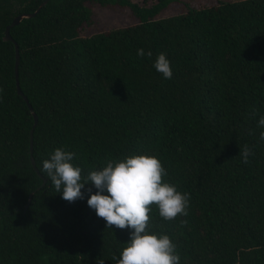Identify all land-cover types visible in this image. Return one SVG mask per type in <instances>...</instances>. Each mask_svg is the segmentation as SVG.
Listing matches in <instances>:
<instances>
[{
  "label": "trees",
  "instance_id": "obj_1",
  "mask_svg": "<svg viewBox=\"0 0 264 264\" xmlns=\"http://www.w3.org/2000/svg\"><path fill=\"white\" fill-rule=\"evenodd\" d=\"M44 1L0 0V264H117L126 247L130 229L108 228L87 192L69 202L41 172L55 148L75 152L84 176L109 160L158 156L163 179L190 193L186 216L166 220L155 204L149 213L180 264H264V0L162 19L178 0H48L10 28L33 127L15 45L3 38ZM93 6L128 9L137 23L83 36ZM161 52L171 79L153 67Z\"/></svg>",
  "mask_w": 264,
  "mask_h": 264
},
{
  "label": "clouds",
  "instance_id": "obj_2",
  "mask_svg": "<svg viewBox=\"0 0 264 264\" xmlns=\"http://www.w3.org/2000/svg\"><path fill=\"white\" fill-rule=\"evenodd\" d=\"M136 54L138 57L152 56L151 50L146 52L144 48H138ZM153 67L163 78H172L171 61L166 53L157 55ZM257 124L264 128V116H260ZM259 140L264 141V131L260 132ZM239 154L244 163L254 155L247 145ZM75 156L73 151L55 148L49 158L43 160L41 172L69 202L84 199L87 192V205L105 220L108 228L130 229L117 264H180V255L170 236L149 230L152 204L166 220L186 216L190 204V193L179 191L175 184L163 179L167 170L159 157L133 154L120 160H109L106 166L84 176L82 168L74 163Z\"/></svg>",
  "mask_w": 264,
  "mask_h": 264
},
{
  "label": "rangeland",
  "instance_id": "obj_3",
  "mask_svg": "<svg viewBox=\"0 0 264 264\" xmlns=\"http://www.w3.org/2000/svg\"><path fill=\"white\" fill-rule=\"evenodd\" d=\"M139 6L150 7L155 5L158 0H132ZM218 1H238V0H178V2L170 4L164 11L158 14L157 19H162L174 15L181 14L185 7L201 8L211 7ZM92 24L85 27L83 36H92L94 34L110 31L117 28L128 27L137 23L136 19L131 15L128 9H110L99 6L92 7Z\"/></svg>",
  "mask_w": 264,
  "mask_h": 264
},
{
  "label": "water",
  "instance_id": "obj_4",
  "mask_svg": "<svg viewBox=\"0 0 264 264\" xmlns=\"http://www.w3.org/2000/svg\"><path fill=\"white\" fill-rule=\"evenodd\" d=\"M47 1H48V0H45V1L41 4V6H40V7H39L34 13H31V14H22V15H19V16L15 17V18L13 19V21L11 22V24L6 28V30H5V35H4V38H3V40H4L5 42H12V43L15 45V51H16V68H15V75H16V80H17V82H16V85H17V93H18L19 96H21V97L25 100V102L27 103L28 108H29V110H30L31 112H32V107H31V105L29 104L27 98L23 95L22 91H21L20 88H19V83H18V72H17L18 63H19V51H18V46H17V44L13 41V39H12V37H11V35H10V28L19 25L20 22H21L22 20H24V19H30V18H33V17L39 12V10H40L44 5L47 4ZM32 116H33V119H34V125H33V127H35L36 124L38 123V117H37V115H36L35 113H33V112H32ZM30 153H31V157H30L31 164H32V166L34 167L35 171H36L37 174H38V170H37V168H36L35 160H34V158H33V136H32V132H31V137H30ZM39 176L41 177V175H39ZM44 183H45V181L43 182V185H44ZM30 201H31V196L29 197V203H30Z\"/></svg>",
  "mask_w": 264,
  "mask_h": 264
}]
</instances>
